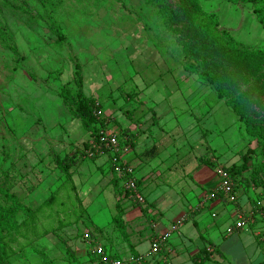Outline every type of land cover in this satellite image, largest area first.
I'll return each mask as SVG.
<instances>
[{
  "label": "rangeland",
  "instance_id": "1",
  "mask_svg": "<svg viewBox=\"0 0 264 264\" xmlns=\"http://www.w3.org/2000/svg\"><path fill=\"white\" fill-rule=\"evenodd\" d=\"M6 1L9 6L0 1V27L7 34L6 40L0 38V184L31 211L17 214L20 227L6 235L0 264L81 263L86 239L98 235L97 225L114 224V232L122 231L111 207L96 217L92 214L102 195L115 194L117 204H124L127 194L119 189L124 177L111 149L86 146L94 136L64 103L67 87L96 100L101 118L118 126L121 156L134 142L124 131L127 121L143 132L142 126L153 120L143 107L144 89L168 67L181 77L189 74L191 84L213 91L223 103L225 140L218 167L241 164L251 150L248 169L240 178L247 185H259L264 175V93L257 92L254 79L233 85V94L244 93L249 103V125L254 127L250 133L227 97H218L208 81L186 68L196 62L180 43L182 26L168 22L157 0H56L55 9L39 0ZM165 1L173 8L179 3ZM201 3L204 10L217 14L219 26L237 41L264 49V29L251 4ZM212 60L219 57L207 62ZM78 68L81 86L76 83ZM202 131L214 144L215 133ZM55 154L73 156L76 164L65 172L56 165ZM1 201L10 204L6 197ZM104 201L108 205L109 196Z\"/></svg>",
  "mask_w": 264,
  "mask_h": 264
},
{
  "label": "crops",
  "instance_id": "2",
  "mask_svg": "<svg viewBox=\"0 0 264 264\" xmlns=\"http://www.w3.org/2000/svg\"><path fill=\"white\" fill-rule=\"evenodd\" d=\"M172 70L160 71L142 93L147 99L143 107L150 110L147 117L153 120L142 126L143 132L129 121L124 128L134 142L119 159L132 168L144 201L128 194L118 207L115 194L107 195L108 205L102 195L92 214L96 217L109 206L115 216L123 209L122 231L114 232V224L112 228L97 225L98 235L91 238L116 257L144 255L141 264H264V216L255 207L264 187L243 183L237 186V200H227L217 169L221 160L217 157L224 152L223 103L213 91L191 84L189 74L181 77ZM112 129L120 133L118 126ZM205 129L215 133L214 144L212 137H204ZM213 192L216 196L198 207L203 196ZM240 214L251 218L249 226L228 234L226 229ZM165 232L171 234L162 250L148 255L154 237ZM91 247L86 243L82 264L94 257Z\"/></svg>",
  "mask_w": 264,
  "mask_h": 264
},
{
  "label": "trees",
  "instance_id": "3",
  "mask_svg": "<svg viewBox=\"0 0 264 264\" xmlns=\"http://www.w3.org/2000/svg\"><path fill=\"white\" fill-rule=\"evenodd\" d=\"M3 5L9 6L6 0H0ZM48 8L55 9L58 6L56 0H39ZM202 1L207 0H179L176 8L165 0H157L159 11L167 16L168 22L172 24H180L182 28L180 31V43L184 48V52L196 63L190 62L186 64V68L192 72H196L201 78L208 81L209 85L217 90L218 97H227V103L235 112L247 122L250 133L254 129L253 125H249L250 114L246 110L249 105L244 93L234 95V83L243 84L249 83L250 79H254L257 86L256 90L264 93V49H252L239 42L235 37L225 28H221L220 19L215 12H209L203 9ZM233 4L252 5L253 13L264 29V0H226ZM185 20V21H184ZM184 25V26H183ZM186 32V34L183 33ZM0 38L6 40L7 34L0 27ZM213 56L219 57V60H212L207 62L208 58ZM76 83L81 86L82 76L80 68L76 71ZM248 90L253 88L249 85ZM63 94V101L71 111L72 115L79 118L83 126L91 132L94 136L93 142L86 144L91 150L96 148L99 150L107 149L104 142L101 141V129L107 127V122L96 115L97 101L91 99L78 90L73 92L70 88H65ZM104 121V125H103ZM259 121V119H258ZM259 135V134H258ZM119 138V134H118ZM119 140V139H118ZM258 140H261L260 135ZM120 146V142H119ZM133 146V142L128 143V148ZM248 150L243 156V162L239 165H231L222 168L233 179L235 186L243 184L240 175L248 169L250 161V153ZM56 165L67 172L76 164L73 156L61 157L58 154L53 156ZM208 165L214 166L212 162L202 158ZM122 169L127 167L122 164ZM218 169V168H217ZM120 179H117V184ZM139 185V184H138ZM259 185L264 187V175L259 180ZM120 190H124L128 195V190L123 186H119ZM120 195V192H117ZM1 196L6 197L10 204H3ZM118 205V204H117ZM121 205H118L120 207ZM22 211L29 213L31 209L26 206L19 197L10 191L9 187L0 184V256L2 257L6 251L5 237L9 233L18 230L20 222L17 219V214ZM118 216L115 218L118 225H121V217L123 209H118ZM69 253L73 254L70 247L67 248ZM1 259V258H0ZM93 259V258H91ZM77 264H82L77 263Z\"/></svg>",
  "mask_w": 264,
  "mask_h": 264
},
{
  "label": "built area",
  "instance_id": "4",
  "mask_svg": "<svg viewBox=\"0 0 264 264\" xmlns=\"http://www.w3.org/2000/svg\"><path fill=\"white\" fill-rule=\"evenodd\" d=\"M96 115L101 117L102 111L100 108L96 109ZM102 133L101 141L104 142L105 147L109 148L113 152V161L116 165V169L121 173L124 177L123 186L126 190L129 191V198L138 200L143 202V197L139 192V186L136 177L133 176L132 168L127 167L126 169H122V162L119 157V140L118 134L116 130L112 129L111 122H107V127L101 129ZM218 173L223 179V183L221 185V191L226 196L227 200L231 202H235L238 198V190L235 186L233 179L228 175V173L222 168H218ZM216 196V193H206L203 196V199L199 201L198 207H204V205L208 204L210 200H212ZM256 210L264 216V196L257 198L255 201ZM215 216L216 214L213 213ZM251 218L240 214L237 216L236 220L233 224L229 225L226 229L228 234H234L238 231L247 228L250 224ZM171 232H165L158 234L154 237L151 242V247L148 255L158 254L163 246L167 243ZM87 243L92 246L91 253L94 256L93 259L88 264H141L144 259V255H130L127 258L124 257H116L112 255L103 245L96 243L90 236L86 239ZM165 264H173L172 262H165Z\"/></svg>",
  "mask_w": 264,
  "mask_h": 264
}]
</instances>
